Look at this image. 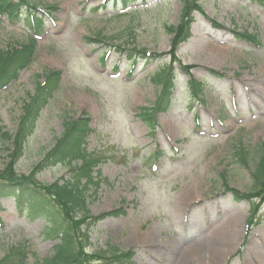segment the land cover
Wrapping results in <instances>:
<instances>
[{
  "label": "rangeland",
  "instance_id": "374dc122",
  "mask_svg": "<svg viewBox=\"0 0 264 264\" xmlns=\"http://www.w3.org/2000/svg\"><path fill=\"white\" fill-rule=\"evenodd\" d=\"M196 1L206 18L192 13L190 39L176 56L179 65L194 67L191 78L203 84V97L192 100L188 76L174 63L175 101L155 117L159 129L152 138L137 115L153 107L161 91L149 77L171 61L164 55L147 65L140 57L129 77L127 53H167L174 37L164 26L178 25L181 1L138 0L121 14L116 0H31L51 6L52 19L43 17L33 63L0 94V170L9 162L2 133L15 136L24 103L43 82L39 77L61 72L16 173L27 175L40 164L65 121L88 119L92 133L82 146L100 159L95 170L103 180L86 193L87 210L93 217L111 214L95 223L87 252L133 251L132 264H162L159 258L170 246L205 244L217 230L235 228L232 246L216 264H252L247 250L253 241H264V222L248 229L249 203L236 202L223 185L226 180L229 188L250 192L257 147L264 144V0ZM233 31L254 35L259 45L234 38ZM28 33L25 22L1 18L0 52L24 42ZM158 150L160 168L154 172L151 154ZM68 177V166L57 165L37 173L35 181L50 185ZM0 203V260L18 242L28 245L27 264L49 258L54 242L43 236L44 220L20 215L12 199Z\"/></svg>",
  "mask_w": 264,
  "mask_h": 264
},
{
  "label": "trees",
  "instance_id": "16d2710c",
  "mask_svg": "<svg viewBox=\"0 0 264 264\" xmlns=\"http://www.w3.org/2000/svg\"><path fill=\"white\" fill-rule=\"evenodd\" d=\"M6 1L0 0V3ZM181 2L183 6L178 25L164 26L165 31L174 37L172 40L174 50L179 43L186 41L189 37L190 24L193 21L192 11L201 12L196 0H181ZM27 42L20 44L19 50L11 49L5 53L0 52V88L6 85L9 78L14 77L17 66L21 68L25 60H29L34 43L32 39ZM16 60H20V62L10 69ZM39 78H44L45 81L43 84L36 83L35 95L29 96L27 102L24 103L15 136L13 137L8 132L2 133L9 162L0 170V194L15 193L28 187L47 194L44 202L42 200L35 207V211L46 214L54 227L48 237H58L59 243L55 246V254L41 264H85L88 262V257L84 255V249L88 243L90 227L98 220L91 217L87 210L88 195L86 193L92 187L96 188L98 184V178L93 176V170L100 161L94 154H87L85 148L80 145L83 144V139L88 132V120L80 118L65 121L64 131L55 141L53 148L44 155L40 164L27 175L16 173V164L21 159L25 151V144L33 132L37 112L48 99L51 89L56 86L59 73L45 71ZM173 79L171 68L158 69L152 77L151 81L157 86H162L163 90L154 109L152 111L145 109V113L141 116L148 124H151V112L164 111L170 103ZM194 91L195 93L201 91L200 85L195 87ZM256 153L257 162L251 173L252 189L247 194L232 191L237 199H246L250 202L253 216L258 213L260 205L264 203V144L257 147ZM75 161H80V165L77 166ZM74 162L75 164H73ZM241 162L246 163L244 157ZM57 165L68 166L71 177L51 185H42L35 181L37 173ZM34 171L37 172L35 175ZM223 185L225 189L230 190L226 180ZM257 201H259L258 204H256ZM19 250H21L20 247L8 250L5 258L10 260L16 256L18 257L17 264H23L25 256L22 251L16 253ZM108 253L104 255V253L98 252L96 256L97 258L109 256L110 259L120 263H124L129 257L114 250Z\"/></svg>",
  "mask_w": 264,
  "mask_h": 264
},
{
  "label": "bare ground",
  "instance_id": "6f19581e",
  "mask_svg": "<svg viewBox=\"0 0 264 264\" xmlns=\"http://www.w3.org/2000/svg\"><path fill=\"white\" fill-rule=\"evenodd\" d=\"M221 231L222 229H219L212 234L211 239L207 241L209 243L205 242L206 245L195 242L187 248L170 246V252H167V249L162 253L163 259H159L162 264H216L223 259L226 250L232 246V238L237 235L235 228L225 229L220 233ZM158 249V253H161L164 248ZM246 254L247 258H251L252 264H264V241H253Z\"/></svg>",
  "mask_w": 264,
  "mask_h": 264
}]
</instances>
